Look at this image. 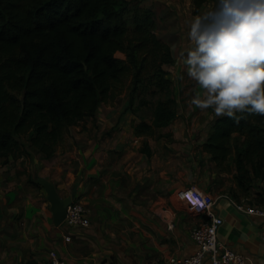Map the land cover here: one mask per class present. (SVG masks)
<instances>
[{
    "label": "trees",
    "instance_id": "16d2710c",
    "mask_svg": "<svg viewBox=\"0 0 264 264\" xmlns=\"http://www.w3.org/2000/svg\"><path fill=\"white\" fill-rule=\"evenodd\" d=\"M208 0H193L194 14ZM176 59L157 34L155 12L139 0H0V160L51 159L71 127L95 119L130 80L129 110L153 105L151 123L133 125L148 139L178 116L165 66ZM137 102V106L134 104ZM222 115L204 144L217 167H236L240 187L264 179V115Z\"/></svg>",
    "mask_w": 264,
    "mask_h": 264
},
{
    "label": "crops",
    "instance_id": "0c3cea01",
    "mask_svg": "<svg viewBox=\"0 0 264 264\" xmlns=\"http://www.w3.org/2000/svg\"><path fill=\"white\" fill-rule=\"evenodd\" d=\"M139 1L155 14L161 12L160 18L169 16L181 30L179 15L161 0ZM164 1L190 19L193 0ZM132 114L122 112L113 122V132L103 136L106 128L97 112L90 122L99 128L93 123L87 129L71 127L67 136L72 145L59 148L51 159L30 149L28 158H11L7 164L0 160V264H39L51 251L70 264H166L187 257L196 250L192 230L208 221L183 199L181 193L191 187L217 199L216 211L224 220L219 240L251 264H264L263 219L240 212L235 206L240 201L237 195L202 181L203 175L196 176L200 166L173 159L171 148L163 157L150 144L148 156L131 144V135L119 139L126 131L122 122L135 117ZM206 140L202 150L215 163L204 151ZM38 176L51 181L62 197L72 195L83 202L90 225H55L46 190L36 183ZM247 204L264 207V200L249 199ZM157 210L169 212L173 220L163 221Z\"/></svg>",
    "mask_w": 264,
    "mask_h": 264
},
{
    "label": "clouds",
    "instance_id": "9594fccd",
    "mask_svg": "<svg viewBox=\"0 0 264 264\" xmlns=\"http://www.w3.org/2000/svg\"><path fill=\"white\" fill-rule=\"evenodd\" d=\"M181 57L201 109L264 115V0H213L184 22Z\"/></svg>",
    "mask_w": 264,
    "mask_h": 264
},
{
    "label": "rangeland",
    "instance_id": "374dc122",
    "mask_svg": "<svg viewBox=\"0 0 264 264\" xmlns=\"http://www.w3.org/2000/svg\"><path fill=\"white\" fill-rule=\"evenodd\" d=\"M159 2L164 6L170 7L172 12H175V14L180 17L181 30L179 31L178 23L172 24L169 16L165 17L167 18V22H169V25H167L164 20L165 18H160L161 12L155 14L159 16V20L162 19L160 20L161 22H159L156 16L157 34H159V37L160 35H163L167 39L166 42L172 46V50L176 57L175 63L173 65L165 66V68L169 73V78L174 83L179 115L178 118L175 119L168 127L156 130L155 135L148 139L149 144L153 145L156 152L162 154L163 157L168 156L171 148L173 159L176 158L177 161L181 163L186 161L188 166H190V164L195 167L199 165L200 170H196V176L203 175L204 178H201L202 181L206 182L210 186H216L220 191L229 190L233 195H237L238 198H240V201L241 198H245L247 203L249 199L257 201L264 200L263 178H257L252 175V177L248 178L245 185L240 187L236 181V167L234 164L231 165L230 172L222 171L217 167V165H215V163H211L210 157H207L208 155L203 152L201 144L207 139L211 131L212 124L218 116L211 108L201 109L192 102L193 97L196 96L197 93H202V90L196 82L187 75L186 67L180 55L185 44L186 28L184 26V22L187 19L182 16L180 11L177 12L179 10L178 6L164 0ZM212 2L213 0L205 2L200 11H203L206 7L211 6ZM144 6L146 7V4H144ZM194 10L195 8L191 12V17L194 15ZM179 32H181V34ZM129 86L130 80H126L123 85L117 88V96L113 100L100 104L98 113L102 115L100 120H104L103 126L105 125L104 127L106 128L103 132V136L105 133L109 134L113 132V122L116 121L117 117H120L122 112L125 113L128 110L132 113L131 110L127 109L130 94ZM134 106H137V102ZM152 109L153 105L142 108L138 115L132 114L135 117L132 118L129 116V119L127 118L123 121L122 128L126 131L120 135L119 139H123V137L127 139L128 136L131 135V144L134 143L141 148L143 138H139L135 135L133 125H137L142 121L151 123ZM92 123L95 127L97 126V128H99L95 121L90 122V119L82 122L79 128L87 129L86 125H91ZM71 142L72 141L69 136H66L59 148H66L67 146L72 145ZM112 142L113 139H111V142L108 143L107 146H110ZM174 146L177 149H175ZM184 146L188 147L185 148Z\"/></svg>",
    "mask_w": 264,
    "mask_h": 264
},
{
    "label": "built area",
    "instance_id": "2783aa9c",
    "mask_svg": "<svg viewBox=\"0 0 264 264\" xmlns=\"http://www.w3.org/2000/svg\"><path fill=\"white\" fill-rule=\"evenodd\" d=\"M183 199L192 208L203 212L208 221L194 228L191 238L196 245V250L184 258H175L166 264H251L245 257L236 253L219 240V229L224 220L216 211L217 199L211 194L202 192L194 187L188 188L181 193ZM240 212L258 216L263 219L262 238L264 240V207L260 205H248L245 200L235 203ZM157 214L165 222H171L173 215L169 212L157 210ZM70 227H88L91 223L90 212L86 205L73 198L67 207L65 222ZM69 239V237L67 238ZM39 264H70L61 258L56 251H51L47 260Z\"/></svg>",
    "mask_w": 264,
    "mask_h": 264
},
{
    "label": "water",
    "instance_id": "95a60500",
    "mask_svg": "<svg viewBox=\"0 0 264 264\" xmlns=\"http://www.w3.org/2000/svg\"><path fill=\"white\" fill-rule=\"evenodd\" d=\"M36 183L41 185L47 193V198L51 205V211L54 218V223L60 226L65 222L67 216V207L71 204L73 196L62 197L56 186L49 180L38 176Z\"/></svg>",
    "mask_w": 264,
    "mask_h": 264
}]
</instances>
